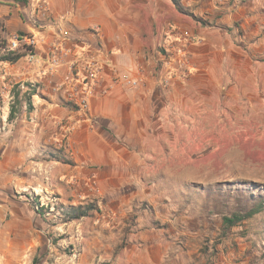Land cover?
<instances>
[{"label": "rangeland", "instance_id": "374dc122", "mask_svg": "<svg viewBox=\"0 0 264 264\" xmlns=\"http://www.w3.org/2000/svg\"><path fill=\"white\" fill-rule=\"evenodd\" d=\"M229 3L248 17L220 26L224 42L250 54V74L236 66L233 81L199 92L187 120L167 110V162L146 166L150 175L103 178L90 166L68 181L56 164L64 187L22 193L39 220L2 244L0 264H264V208L227 230L222 223L264 198V0ZM48 19L45 0H0V59L11 35ZM11 91L15 112L21 104L31 113L44 97L30 86ZM59 128L60 151L82 158L83 142L69 138L73 122L62 118ZM79 207L86 214L74 219Z\"/></svg>", "mask_w": 264, "mask_h": 264}, {"label": "crops", "instance_id": "0c3cea01", "mask_svg": "<svg viewBox=\"0 0 264 264\" xmlns=\"http://www.w3.org/2000/svg\"><path fill=\"white\" fill-rule=\"evenodd\" d=\"M177 1L183 13L172 0H45L50 19L38 31L43 66L29 64L24 56L16 62L0 60V247L39 220L22 193L64 187L56 165L61 162L52 156L60 151V119L72 121L69 138L83 142L82 158L61 151L71 161L62 163L68 181L76 172L90 171V166L103 178L147 176L152 163L157 168L167 162V110L172 105L187 120L191 107L201 103L199 92L233 81L236 66L239 73L250 74V54L224 42L227 36L221 29L241 19L247 22L241 7L234 9L236 4L229 0ZM183 35L190 38L186 47L181 45L189 59L188 73L173 67L168 72L167 59L177 67L181 58L177 47ZM62 38L78 57L87 56L101 66L83 118L54 90L66 67L53 76L46 73L44 52ZM172 40L178 45L172 46ZM229 64L231 73L225 67ZM112 69L139 78L140 84L113 86ZM167 75L168 87L161 84ZM15 85L23 93L30 86L44 94L31 113L21 104L12 111ZM136 146L150 148H130Z\"/></svg>", "mask_w": 264, "mask_h": 264}, {"label": "built area", "instance_id": "2783aa9c", "mask_svg": "<svg viewBox=\"0 0 264 264\" xmlns=\"http://www.w3.org/2000/svg\"><path fill=\"white\" fill-rule=\"evenodd\" d=\"M41 9H44L41 7ZM62 40H58L57 44L45 51L44 54L48 55V63L45 65L46 73L49 76H53L57 70L61 67H66L67 72L63 76L62 83H58L54 86V90L57 93H62L66 103H69L78 112H87L88 100L92 95L93 86L98 80L101 66L87 56H81L74 53L71 48L65 47ZM180 46L177 47L178 52L181 53V58L176 62V66H173V61L167 59L168 72L173 67L181 70L183 73L187 71V61L185 50L182 48V44L186 41L185 38L178 40ZM43 43L39 38L38 31L30 32L27 34H13L10 36L6 47L2 50L6 52H22L29 64H36L43 66V60L40 59L39 52ZM171 48V46L169 47ZM70 57H74L73 60H69ZM70 61V62H68ZM171 75H167V78H163L161 84L163 86H169ZM111 84L113 86H129L137 87L140 84L139 78H131L128 75H120L115 69L111 70Z\"/></svg>", "mask_w": 264, "mask_h": 264}, {"label": "trees", "instance_id": "16d2710c", "mask_svg": "<svg viewBox=\"0 0 264 264\" xmlns=\"http://www.w3.org/2000/svg\"><path fill=\"white\" fill-rule=\"evenodd\" d=\"M174 5L177 7V9L183 13L182 8L179 5V2L177 0H172ZM22 56H24V53L22 52H9L7 55H5V57H2L0 60L2 61H11V62H16L17 60H19ZM66 105H70L69 103H66ZM12 113L10 114V116L12 117ZM53 158L58 161L61 162L63 164H71V161L69 159L63 158L62 156V152L58 151L56 154L52 155ZM82 207H79L78 209L81 210ZM264 208V198H260L258 199V201L252 205L249 208H239L236 211H234L233 213H231L228 217H223V225L226 226V230L230 227H233L241 222H243L244 220L250 218L251 216H253L254 214H258L262 209ZM84 210V209H83ZM39 214V213H38ZM86 214V212H82L79 215H76L74 217V219H78L79 216H84ZM37 259H34V263L36 264Z\"/></svg>", "mask_w": 264, "mask_h": 264}]
</instances>
